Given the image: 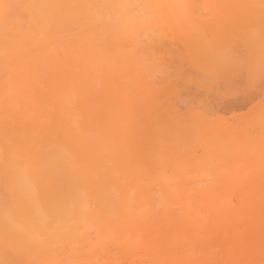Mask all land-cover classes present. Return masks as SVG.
Wrapping results in <instances>:
<instances>
[{"label":"bare ground","instance_id":"1","mask_svg":"<svg viewBox=\"0 0 264 264\" xmlns=\"http://www.w3.org/2000/svg\"><path fill=\"white\" fill-rule=\"evenodd\" d=\"M0 2L34 6L0 15V264L264 258V97L217 105L264 59V0ZM63 4L109 7H38Z\"/></svg>","mask_w":264,"mask_h":264},{"label":"snow or ice","instance_id":"2","mask_svg":"<svg viewBox=\"0 0 264 264\" xmlns=\"http://www.w3.org/2000/svg\"><path fill=\"white\" fill-rule=\"evenodd\" d=\"M25 7H34L31 5H23V4H9L0 2V15L3 16V20L5 25L7 26L12 22L13 13L17 9H22ZM38 7L42 8H51L55 11L57 16H62L66 10H74V9H90L96 7H109L107 5L97 6V5H80V4H63V5H41ZM126 8H134V7H143L147 8V5L137 6V5H127L124 6ZM264 8V4L261 5ZM140 23L143 25L139 31L137 32V39L147 42L148 40L158 39L157 35L151 30V23L146 14L143 15ZM52 40H57L60 37L58 35H51ZM218 70L221 72L230 71L229 64L220 63L218 65ZM247 75V83L244 88L239 91L236 96L237 101H242V107H247L248 104L252 102L256 98L257 95L264 97V59H261L259 65L257 66L255 63H251L247 66L246 69ZM193 105H196V101H192ZM183 106V105H182ZM198 111H203L199 109ZM214 116L213 112H206L204 117L201 119H207L208 117ZM50 198L55 202L58 209H65L68 207L69 201L67 192L61 186H53L52 191L50 193ZM37 207L39 206V201H36ZM73 207L75 206V202H73ZM39 227V225H37ZM8 233H5V239L7 240ZM264 256V253H262ZM240 264H264V258H262L259 262L256 260H248L244 262H240Z\"/></svg>","mask_w":264,"mask_h":264},{"label":"rangeland","instance_id":"3","mask_svg":"<svg viewBox=\"0 0 264 264\" xmlns=\"http://www.w3.org/2000/svg\"><path fill=\"white\" fill-rule=\"evenodd\" d=\"M192 92H194V91H192ZM199 96H200V94H198ZM198 95H196L197 97H199ZM234 95H237V94H234ZM234 95H228V99L226 98V100H219L218 99V101L220 102V103H217V105H219L218 107L220 108L218 111H220L219 112V114H222V115H224L223 117L224 118H226V120H228V121H232V119H235L237 116L236 115H239V112H240V114L242 113H245V112H247L248 111V109L252 106V104H254L253 102H254V100L250 103V104H248L247 105V107H245V108H241V105H242V101H237L236 100V96L234 97ZM233 96V97H232ZM212 97H217V98H220L219 96H217V95H215V96H212ZM200 98H201V96H200ZM205 98V97H204ZM260 99L261 98V96H256V98H255V101H256V99ZM220 99H222V98H220ZM258 99V100H259ZM206 101V100H205ZM209 101H210V99H209ZM213 101V99H211V103H213L212 102ZM216 101H217V99H216ZM214 102H215V99H214ZM215 104V103H214ZM213 104V105H214ZM211 105V104H210ZM215 107H216V104L214 105ZM214 106H212V107H214ZM238 106H239V108H238ZM217 107V108H218ZM221 107H222V109H221ZM238 108V109H237ZM244 109V110H243ZM240 110V111H239ZM232 114H235V115H232ZM221 115V116H222ZM232 116V117H231Z\"/></svg>","mask_w":264,"mask_h":264}]
</instances>
